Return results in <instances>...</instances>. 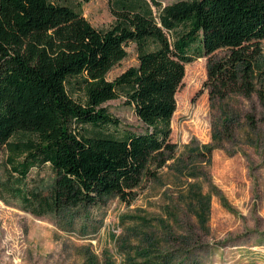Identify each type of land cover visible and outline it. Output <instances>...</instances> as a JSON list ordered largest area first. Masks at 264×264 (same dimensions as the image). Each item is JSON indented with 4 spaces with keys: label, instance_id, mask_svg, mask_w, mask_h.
<instances>
[{
    "label": "trees",
    "instance_id": "trees-1",
    "mask_svg": "<svg viewBox=\"0 0 264 264\" xmlns=\"http://www.w3.org/2000/svg\"><path fill=\"white\" fill-rule=\"evenodd\" d=\"M152 13L147 0H113L114 22L97 29L80 3L0 0V154L16 174L48 165V194L3 183L36 216L92 207L106 197L134 199L174 152L170 141L176 92L185 65L207 57L209 98L255 93L264 0H176ZM135 44L137 65L113 80L110 69ZM224 50L222 58L212 56ZM70 93L80 94L73 98ZM124 98L141 131L119 128L103 103ZM246 121L254 124L253 116ZM230 116H224V122ZM24 136L15 137L14 136ZM0 199L2 194L0 192Z\"/></svg>",
    "mask_w": 264,
    "mask_h": 264
},
{
    "label": "rangeland",
    "instance_id": "rangeland-1",
    "mask_svg": "<svg viewBox=\"0 0 264 264\" xmlns=\"http://www.w3.org/2000/svg\"><path fill=\"white\" fill-rule=\"evenodd\" d=\"M68 1L80 3L97 29L114 22L113 0ZM156 1L164 6L176 0ZM125 49L127 56L110 69L108 80L137 65L135 44ZM224 54L219 50L212 58ZM257 74L254 86L264 88V40ZM206 81L207 57L185 65L170 123L174 152L143 178L131 201L109 196L96 206L36 216L13 192L0 191V264H264V111L255 93L211 100ZM102 106L120 130L143 129L124 98ZM5 157L2 152L1 186L48 194L54 179L48 165L32 168L15 184Z\"/></svg>",
    "mask_w": 264,
    "mask_h": 264
}]
</instances>
